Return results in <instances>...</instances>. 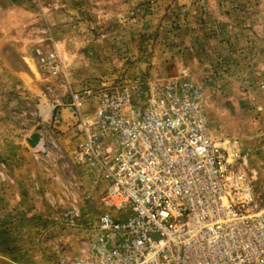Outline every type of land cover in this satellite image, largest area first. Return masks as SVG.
<instances>
[{
	"label": "rangeland",
	"instance_id": "obj_1",
	"mask_svg": "<svg viewBox=\"0 0 264 264\" xmlns=\"http://www.w3.org/2000/svg\"><path fill=\"white\" fill-rule=\"evenodd\" d=\"M170 80L202 86L210 135L246 157L264 210V0H0V264L80 255L104 210L73 96L90 121L101 94Z\"/></svg>",
	"mask_w": 264,
	"mask_h": 264
},
{
	"label": "built area",
	"instance_id": "obj_2",
	"mask_svg": "<svg viewBox=\"0 0 264 264\" xmlns=\"http://www.w3.org/2000/svg\"><path fill=\"white\" fill-rule=\"evenodd\" d=\"M134 99L100 95L94 120L73 101L79 160L99 171L104 210L80 255L59 264H264V210L251 174L209 132L202 86L170 80Z\"/></svg>",
	"mask_w": 264,
	"mask_h": 264
},
{
	"label": "crops",
	"instance_id": "obj_3",
	"mask_svg": "<svg viewBox=\"0 0 264 264\" xmlns=\"http://www.w3.org/2000/svg\"><path fill=\"white\" fill-rule=\"evenodd\" d=\"M64 112H66V114H68V115H72V113H73V111H72V109L71 108H66V109H64ZM19 165H21V166H23L21 169L20 168H18V172L19 171H26L27 172V170H28V172H32V170H34L33 169V162L30 160L29 162H26V164L25 165H23V164H19ZM18 165V166H19ZM16 169V168H15ZM35 171V170H34ZM30 175V174H29ZM28 176V175H27ZM31 176V175H30ZM18 181V179L17 178H15V177H13L12 178V181L13 182H15V181ZM11 200H13V201H15V200H17V199H21L22 197H18V196H21V194H18V193H16L15 195L14 194H11ZM45 195H41V197L40 198H42L43 199V197H44ZM47 196V195H46ZM49 196V199H52L53 201H57V196L55 195V194H51V195H48ZM24 199H26V198H24Z\"/></svg>",
	"mask_w": 264,
	"mask_h": 264
},
{
	"label": "water",
	"instance_id": "obj_4",
	"mask_svg": "<svg viewBox=\"0 0 264 264\" xmlns=\"http://www.w3.org/2000/svg\"><path fill=\"white\" fill-rule=\"evenodd\" d=\"M41 139V134L39 133H35L31 139H29V143L31 144V146L36 147L39 143V140Z\"/></svg>",
	"mask_w": 264,
	"mask_h": 264
}]
</instances>
